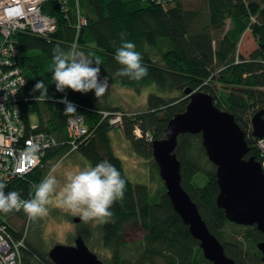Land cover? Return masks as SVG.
I'll use <instances>...</instances> for the list:
<instances>
[{"label":"trees","instance_id":"trees-1","mask_svg":"<svg viewBox=\"0 0 264 264\" xmlns=\"http://www.w3.org/2000/svg\"><path fill=\"white\" fill-rule=\"evenodd\" d=\"M61 7L57 0L43 5V13L57 19L54 34L14 36L18 63L25 75V85L18 95L23 119L29 122L36 112L40 120L38 132L56 136L58 146L47 153L41 166L15 180L11 191L31 199L33 185L71 154H67L71 148L67 145V121L72 115H65L66 105L59 102L67 96L77 108L73 115L84 117L89 130L87 136L77 140L79 148L75 152L91 167L104 160L111 162L127 181L124 198L115 202L110 209L113 216L101 227L102 243L113 253L112 263L211 264L175 211L166 189L154 194L151 186L130 181L111 133L123 128L131 151L152 161L159 172L153 142L165 139L170 120L186 110L189 97L185 90H200L210 94L218 108L235 116L250 147L248 157L257 159L252 117L264 110V0H171L163 5L150 0H79L78 7L68 0L67 11ZM77 8L87 20L82 28ZM125 41L135 44L143 57L142 64L148 68V75L139 81L115 75L122 67L114 58L116 50ZM74 44L85 55L102 61L100 74L103 78L109 76L111 85L136 90L153 85L155 90L148 95L146 109L133 114L107 106L103 99L95 100L90 92H57L52 79V50L59 45L67 51ZM38 80L48 86L50 99L43 102L34 99L39 92L32 91ZM219 87L226 92L224 98L218 95ZM121 113L122 124L111 125L109 119ZM200 140L201 135L190 134L178 139L176 153L182 165L183 188L236 264H263L257 245L264 241V233L256 226H242L241 237L229 235L228 226L240 225L230 222L217 206L220 188L216 167L209 162L203 146L197 152ZM199 174L206 179L203 186L193 183ZM0 220H6L12 237L22 241L21 264H54L49 253L41 252L31 239V220L23 210L15 215L0 212ZM90 231L81 234L86 242ZM136 232H142L143 239L139 246L132 247L129 241ZM126 249L134 251L135 256L128 258Z\"/></svg>","mask_w":264,"mask_h":264},{"label":"water","instance_id":"water-1","mask_svg":"<svg viewBox=\"0 0 264 264\" xmlns=\"http://www.w3.org/2000/svg\"><path fill=\"white\" fill-rule=\"evenodd\" d=\"M186 110L174 116L165 129L166 138L153 142L156 162L166 194L175 211L199 241L204 258L211 264H236L223 244L211 233L197 204L182 186L181 161L176 149L181 135H201L209 161L216 167L220 193L217 206L237 225L254 227L264 233V171L255 157L235 116L218 108L210 94L185 90ZM253 136L264 138V110L252 117ZM76 223L81 219L74 218ZM264 262V241L257 245ZM54 264H105L79 236L74 245L58 244L49 252Z\"/></svg>","mask_w":264,"mask_h":264},{"label":"clouds","instance_id":"clouds-1","mask_svg":"<svg viewBox=\"0 0 264 264\" xmlns=\"http://www.w3.org/2000/svg\"><path fill=\"white\" fill-rule=\"evenodd\" d=\"M52 53V79L57 92L64 93L66 89H71L87 94L94 91L98 100L108 92L110 77L101 79L102 61L99 58L85 55L76 45L67 51L57 45ZM114 58L122 66L115 73L116 76L139 81L148 75V68L142 64L143 57L136 51L134 43L123 42ZM32 91L39 92L38 96H34L38 101L50 99L48 86L43 80L36 81ZM59 102L66 105L65 115L77 112L76 105L67 96L62 97ZM59 168L60 164L54 165L41 182L33 185L31 199H21L17 191L6 194L7 185L0 181V212L23 210L30 220H36L47 215L48 205L55 197L58 207L78 216L82 221L107 223L113 216L110 209L116 201L124 198L127 187L126 179L115 165L104 160L94 167L67 171L64 173L65 182L62 186L56 175Z\"/></svg>","mask_w":264,"mask_h":264},{"label":"built area","instance_id":"built-area-1","mask_svg":"<svg viewBox=\"0 0 264 264\" xmlns=\"http://www.w3.org/2000/svg\"><path fill=\"white\" fill-rule=\"evenodd\" d=\"M47 1L0 0V181L7 185L6 194L11 191L15 180L27 176L41 166L47 153L58 146L56 136L48 132H38V125H32L30 121L23 119L18 97L25 85V75L18 63L19 52L14 36L19 33L48 36L58 30L57 19L43 13V5ZM57 1L62 6L61 9L67 11L68 0ZM73 1L78 7L79 0ZM150 1L163 5L171 0ZM77 15L80 17L79 27L82 28L87 20L78 8ZM121 114L113 115L109 119L110 124H122L124 115ZM137 132L140 138L141 133ZM67 133V145H71L67 153L69 154L78 150L77 140L89 134L84 117L70 116ZM255 139L258 160L264 170V138ZM21 211H12L11 214ZM0 221V264H21L22 241L12 237L6 220Z\"/></svg>","mask_w":264,"mask_h":264},{"label":"rangeland","instance_id":"rangeland-1","mask_svg":"<svg viewBox=\"0 0 264 264\" xmlns=\"http://www.w3.org/2000/svg\"><path fill=\"white\" fill-rule=\"evenodd\" d=\"M253 47L254 45H252L251 50ZM100 76L101 79H103L101 74ZM152 90H155L153 85L142 86L139 90H136L110 84L108 92L99 100L103 99L107 103V106H114L113 108H117L118 110L127 109L130 113L135 114L136 112L146 109L148 95L150 92H152ZM90 93L95 100H98L94 91ZM218 95L221 98H224L226 92L219 87ZM30 123L32 125L40 124V120L36 112L30 116ZM111 139L113 141V146L117 155L124 162L126 174L132 183L147 184L151 186L152 192L154 194H158V192L166 189L164 182L160 178L159 172L155 171L156 169L153 168L152 161L138 157L131 151L130 145L124 137L123 128L120 127L114 129V131L111 133ZM201 143L202 142L200 140V143H198L196 148L197 152L201 151ZM57 164H60V168L57 170L56 175L61 186L65 182V172L76 169L82 170L86 167H91L90 163L78 152L69 154ZM205 180V177L199 174L195 176L193 183H195L197 186H203L205 184ZM76 217L78 216H73L70 212L58 207L56 198L53 197V202L48 205L47 215L30 221L29 230L32 237L31 239L34 241L36 247L41 250V252L49 253L52 248L58 244L74 245L75 240L81 236L79 235L78 231L79 227L87 226L88 229L91 230L89 241H87L90 250L93 251L105 264H113L112 250L106 248L101 240V227L104 223L95 221L84 222L81 220L82 225L80 224V226L73 220ZM227 231L229 232V235L232 236V238H236L241 237L243 228L242 226H228ZM142 239L143 233L136 232L129 241L130 245L132 247L139 246L142 242ZM126 256L128 258H132L135 256V252L126 249Z\"/></svg>","mask_w":264,"mask_h":264},{"label":"flooded vegetation","instance_id":"flooded-vegetation-1","mask_svg":"<svg viewBox=\"0 0 264 264\" xmlns=\"http://www.w3.org/2000/svg\"><path fill=\"white\" fill-rule=\"evenodd\" d=\"M255 142H256V139H255ZM256 146V145H255ZM258 162H259V160H258V158L256 159ZM260 163V162H259ZM262 167V166H261ZM263 169V168H262ZM264 171V170H263ZM74 220V222H75V219H73ZM76 223V222H75ZM77 224H81L82 225V222L80 221L79 223H77ZM235 224V223H234ZM80 225V226H81ZM237 225V224H236ZM241 226V225H240ZM246 227V226H245ZM79 235H81V234H83V233H88L90 230L88 229V227L87 226H83V227H79ZM86 242V241H85ZM86 244H87V242H86ZM262 254V253H261ZM262 262H263V260H262ZM263 264H264V262H263Z\"/></svg>","mask_w":264,"mask_h":264},{"label":"bare ground","instance_id":"bare-ground-1","mask_svg":"<svg viewBox=\"0 0 264 264\" xmlns=\"http://www.w3.org/2000/svg\"><path fill=\"white\" fill-rule=\"evenodd\" d=\"M159 175H160V173H159ZM160 178H161V176H160Z\"/></svg>","mask_w":264,"mask_h":264}]
</instances>
